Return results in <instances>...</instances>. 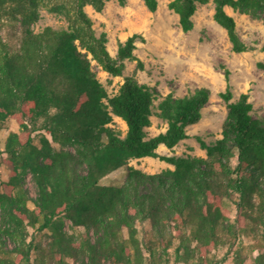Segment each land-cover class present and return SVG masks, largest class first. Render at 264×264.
Masks as SVG:
<instances>
[{"label":"trees","instance_id":"16d2710c","mask_svg":"<svg viewBox=\"0 0 264 264\" xmlns=\"http://www.w3.org/2000/svg\"><path fill=\"white\" fill-rule=\"evenodd\" d=\"M40 1L0 0V16L21 14L24 23L34 24ZM107 1L77 0L78 24L73 29L47 27L38 34L28 30L15 53L0 37V132L8 119L21 128L9 133L0 150L10 170L8 180L0 175V264H70L68 259L78 264L81 258L82 264H144V250L151 264L169 258L173 238L152 235L142 243L137 220H149L154 231L171 220L190 227V235L181 237L174 250L178 255L191 240L208 247L241 233L253 235L263 247L255 263L264 264V119L254 117L250 95L243 93L232 102L229 84L221 93L228 116L222 138L211 144L200 140L206 157L159 156L160 146L173 149L189 137L187 129L203 118L211 90L167 95L159 116L168 128L148 138L158 92L127 77L111 96L89 58L115 76L123 74L125 60L135 59L140 35L122 43L115 59L107 48V34L97 36L84 10L89 2L101 12ZM144 2L151 12L158 10L159 0ZM209 2L173 0L170 9L180 16L183 31L190 32L198 5ZM214 2V18L228 32L233 51H249L226 8L264 11V0ZM229 75L227 71L228 82ZM114 116L126 122L125 137L109 127ZM55 144L78 147V153L56 150ZM146 157H159L174 169L150 175L129 167L123 186L101 183L132 159ZM29 174L37 186L35 199L26 185ZM232 203L238 211L234 223ZM65 219L80 229L77 237L67 233ZM93 231L99 234L95 242Z\"/></svg>","mask_w":264,"mask_h":264},{"label":"rangeland","instance_id":"374dc122","mask_svg":"<svg viewBox=\"0 0 264 264\" xmlns=\"http://www.w3.org/2000/svg\"><path fill=\"white\" fill-rule=\"evenodd\" d=\"M173 0H159L156 12H151L144 0L107 1L103 11L99 12L89 1L84 10L94 22L97 36L107 34V48L112 57L118 59L119 47L134 34L140 35L136 42L135 59L125 60V70L121 76H115L104 70L101 63L92 60L94 72L98 79L108 90L111 96L116 95L127 77H133L141 84L155 89L159 96L155 103L152 125L146 129L148 138H153L166 132L168 123L159 116V105L170 93L176 97H184L195 90L207 87L211 90V99L203 109V118L187 129L188 138L173 149L162 145L157 150L159 156L206 157L207 152L202 148L200 140L207 144L214 143L222 138L224 122L228 116L227 103L222 99L228 84L233 92L232 102L239 100L243 93L250 95L254 105L253 115L264 119V11L252 10L249 12L235 11L231 7L226 10L237 21L238 33L249 46V51L235 53L228 32L215 20V2L210 0L207 4H199L193 17L195 27L190 32H184L180 24V16L170 9ZM39 19L34 24H26L23 15L17 18L10 14L0 16V37L11 53L20 50L26 32L31 30L38 34L47 27L56 30L73 29L78 24L77 0H41L39 6ZM79 44V43H78ZM229 71V82L226 72ZM122 137L127 135L126 122L114 116L109 125ZM17 121L8 119L2 124L0 132V150L10 132H20ZM38 143V139H36ZM56 150L78 153V147H62L54 145ZM129 167H134L146 174H158L174 166L162 161L159 157H146L132 159L127 167L121 168L101 180L109 186L121 187L125 184ZM0 175L2 180H8L10 170L6 164L5 156L0 155ZM26 185L32 199L37 197V186L29 174ZM238 196H235L236 200ZM234 200V201H235ZM30 206L34 207L30 202ZM232 213L230 221L234 223L238 217L237 206L231 204ZM171 217H174L171 214ZM178 223V224H177ZM138 238L142 243L155 235L159 239L165 235L168 241L172 237L170 257L158 259V264H256L255 258L263 251L262 243L253 235L239 234L229 240L224 238L215 246L204 247L197 241L191 240L189 246L182 249L178 255L174 252L180 244L181 237L190 235L191 228L182 223L171 220L164 228H155L149 220H137ZM65 230L68 234L77 235L80 229L75 228L72 222L65 219ZM31 232L33 230H30ZM124 237L128 238V228H125ZM92 241L95 242L99 234L91 232ZM228 237V236H226ZM47 241L44 238L43 243ZM9 248H13L12 241H7ZM188 245V243H187ZM144 264H151L147 251L144 250ZM81 258L78 264H82ZM86 261H88L86 259ZM70 264H76L68 259Z\"/></svg>","mask_w":264,"mask_h":264}]
</instances>
